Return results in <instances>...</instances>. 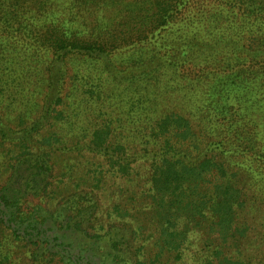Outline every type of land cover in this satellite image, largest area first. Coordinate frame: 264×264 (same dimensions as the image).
Wrapping results in <instances>:
<instances>
[{"label": "trees", "instance_id": "trees-1", "mask_svg": "<svg viewBox=\"0 0 264 264\" xmlns=\"http://www.w3.org/2000/svg\"><path fill=\"white\" fill-rule=\"evenodd\" d=\"M58 1L0 0V34L5 35H0V162L5 160L11 174L10 160L15 161L14 171L28 165L24 175L19 171L8 176L0 191V216L15 228L5 225L14 238L24 241L17 230L36 225L31 221L34 211L23 208L26 191L47 192L56 171L58 188L66 192L61 199L71 196L69 205L53 214L59 229L76 230L91 223L98 230L94 234L98 246L107 243L116 250L125 242L115 240L126 229L119 220L130 217L129 212L112 209L104 214L95 195L107 189L106 179L113 178L108 186L113 188L117 178L132 180L136 167H141L147 174L142 185L148 186L143 194L150 198V207L171 193H188V200L196 197L197 205L186 206H192L190 212L200 227L211 221L210 233L218 234L221 259L217 264H254L255 259L245 255L244 241L259 245L252 253L258 264H264V201L254 199L247 206L240 191L233 200L218 190L227 187L221 181L230 166L240 170L245 163L243 169L264 175V130L245 118L242 105L230 102L246 101L249 93L239 94L247 92L248 77L252 84L264 73L261 53L254 46L257 34L264 33L262 26L251 28L246 23L264 17V0H237L241 4L236 0ZM107 4L119 14L114 21L98 17L96 10ZM74 64L86 74L71 71ZM241 65H247L249 72L246 83ZM75 97L97 115L87 125L75 119L77 113L70 116L62 109ZM113 97L119 98L121 111L122 100L126 104L134 100L135 106L118 118ZM119 122L125 123V132ZM90 123L86 140L63 136L58 126ZM137 129L139 135L130 134ZM133 137L140 138L141 149L133 148L128 140ZM67 152L72 156L67 155L68 163L59 168L54 158ZM87 155L93 164L84 178ZM234 172L232 176L238 178ZM10 177L24 178V191L16 193ZM261 180L264 183V177ZM209 187L210 191L204 189ZM246 209L254 211L253 216L245 218ZM86 212V223H81L85 221L79 216ZM105 218L109 223L99 225ZM4 222L1 217L0 227ZM103 229L106 233L99 235ZM198 230L188 227L184 232L180 259L196 245ZM85 232L82 237L88 235ZM164 242L157 256L171 250ZM205 246L206 242L201 249ZM144 248L142 244L133 253L144 255ZM108 256L119 264H146L140 259L132 263V256L100 253L101 258ZM21 259L16 264H22Z\"/></svg>", "mask_w": 264, "mask_h": 264}, {"label": "rangeland", "instance_id": "rangeland-1", "mask_svg": "<svg viewBox=\"0 0 264 264\" xmlns=\"http://www.w3.org/2000/svg\"><path fill=\"white\" fill-rule=\"evenodd\" d=\"M97 1L104 3L106 0ZM260 1L262 0H253V2ZM60 2L61 0L57 3L60 4ZM237 3L241 4V2L239 1H237ZM234 8L236 11H238V8L236 6ZM113 10L114 6L107 4L106 6L99 7L96 11L98 13V17H111L114 21L119 16V14H114ZM83 13L85 14L84 10ZM95 17L97 18V16ZM108 21L113 22L111 20ZM246 23L249 24L251 28L255 26H262L261 30L264 32V17L260 19H254L251 21V23L247 20ZM196 27L197 26H195V28ZM0 35L5 36L2 34ZM263 36L264 33L257 34V38L255 39L257 40V42L254 46L257 47V49L261 53V65L264 68ZM133 58L134 57L132 56L131 59ZM116 65L118 64L116 63ZM73 67L74 69L71 68V71L73 72H86L83 67L80 68L76 64H74ZM240 68L245 70V74L242 78L243 82L246 83L247 81L245 80V78L249 75V72L246 69L247 65H241ZM249 79L250 78L248 77L249 88L247 89V92L244 91L239 94L242 96V93H249V95L246 97L247 100L245 101V98L239 100L237 98H234L230 102L235 106L242 105V108H245V118L250 121H255L257 126H259L257 127L258 130L259 128L264 130V73L257 75L256 80L252 84H250ZM75 98L76 101L70 99L71 105H67V107L65 108L63 105L62 109L67 115L70 116H75L77 113L75 119L84 120V125H87L88 121L92 120L97 115L96 113H93L91 110H89L86 104H80L78 97ZM118 99V97L112 98L116 109H118ZM128 103L130 104H126L125 102H123V100L119 102V104L123 105L124 107L122 111L118 109V118L122 117L121 114L122 112H125L126 108H133L135 106L134 100H131V102ZM75 107L76 110H74ZM124 124L125 123L122 124L119 122V128L122 129L123 126V131L125 132V130L127 129H124ZM58 126L59 130L64 132L63 136H68L75 140H86V138L89 137L91 123L86 127L79 125L69 126L67 124H58ZM138 132H140V129H137L130 134L134 135L135 133L138 134ZM139 139L140 138L136 137L128 139L129 141H132L130 143L136 150L141 149ZM63 147L64 144L62 148ZM67 155L72 156V154L67 152L66 155L61 153L54 158V160H58L54 162L57 163L59 168L64 167L68 163L69 157ZM87 157L88 163L85 169V172L87 174L85 173L86 175L84 176V178L88 177V171L92 170L91 165L93 164L91 158L88 155ZM63 158H65V161L61 162V159ZM4 161H1L2 164L0 162V191L2 190V187L4 186V183L6 182L8 176L14 175L19 171L24 175V171H26V169L28 168V165L21 167L19 165V171H14L15 161L10 160V165H12L13 168L11 174V171L6 169L8 166L4 163ZM6 163L8 162L6 161ZM242 165V168H240V170L233 169L232 166L227 167V176L222 178L221 182H227L228 185L224 189L220 187L218 190L221 191L223 195L233 200L236 199L234 198L237 195L236 191L238 192V194L240 191L246 196L244 198L246 199L247 206H249L254 199H256L257 201L260 199L263 202L264 193L257 191V189H261L262 191H264V183L261 180L263 179L264 175H259L257 169L255 173L250 172L248 169H243L247 164L242 163ZM95 169L98 170V166H96ZM234 171L238 173V178L236 176H232V174L235 173ZM56 173L57 172L55 171L51 174L50 180L53 182V185L49 187L47 192L41 193L40 190L26 191L28 196L26 198V201L24 202L25 204H23V208H26L28 206L27 208L34 211L33 216L35 218L31 219V221L36 223V225L34 227L35 229L32 228L27 230H17V232H19L20 235L25 238L23 239L24 241H20L19 239L14 238V234H12L11 231H9L7 228L8 225H11V223L5 220V216H0V218L2 217L6 222H4L5 224L3 223L4 228L0 227V264H16L17 259H21L22 257L24 258L22 264H50L52 261H57L58 263L56 264H66L68 262H72L73 264H119L117 262V259L112 260L111 256H108V258H101L100 253L111 251L113 253L123 254L126 257H130L134 254V249L136 247H140L142 244L145 245V254L141 256H136L134 254L132 258L135 259L132 263H136L138 259H140L145 261L146 264H217L219 258L221 259V254L219 251V249H221V245H219L218 240H216L218 234L210 233L209 231L208 226L211 225V221L203 224L205 229L203 227H200L199 222H196L193 213L190 212L192 206H186L189 202L193 203V206L197 205L198 202L194 199L196 197H193L191 195V200H188V193H186V196H179L178 193H171L170 195L164 196L163 201L159 200L158 203L153 205L154 207H150L149 205H147V203L150 201V198L146 197V195L143 194V192L147 193L146 189L148 188V186L142 185L144 175L147 176V174L145 169L141 167H136L135 175L132 180H118L117 178L116 186H112L113 188L108 187L109 185H112L110 183L113 182V178L108 180L106 179L105 185H108L106 186L107 189H100L99 192L95 195L96 204H98L102 208L104 214L105 211L110 212L112 209L114 211H118L119 209H127L129 212L130 217L119 220L120 223L126 225V229L124 232V236L120 239L115 238V240L125 242L123 244H118L116 246V250H114L113 247L109 248L107 243L106 245L100 247L98 246L100 244L96 242V237H94V234H96L95 232H97L98 230L95 228H91L93 227L91 223H86L88 211L83 215L81 213L79 216L80 221H85L81 223H86V225H83L81 228L77 227L78 229L76 230H60L57 216L53 214L58 207L60 208L69 205V199L71 196H69L65 200L61 199L66 195V192H60V189L58 188L59 184L57 183L59 177L56 176ZM113 177H117V175ZM10 179L11 185L16 190V193L19 189L24 191L26 187L24 178L19 179L18 181L11 177ZM41 186L42 185L39 184L38 187L40 188ZM81 186V184L78 185V187ZM206 187H208V185H206ZM95 189L98 188H94V190ZM204 189L210 191V187ZM34 191H38V193L35 194ZM81 191L82 189L79 190L80 194ZM68 192L73 193L71 190H68ZM175 199H177V201H175ZM0 209H3L2 205L0 206ZM254 213V211H249L246 209L247 215L244 214V216L245 218L246 216L250 217L253 216ZM261 219L264 223V218ZM161 220L163 221L162 223L164 224V228H161ZM103 221V223L99 222L98 224L107 225L109 223V219L107 218H105V220ZM111 221H113V219ZM119 222H115V225L119 224ZM256 222L258 221H254L253 224H256ZM23 224L25 223H22L21 225ZM165 226H167V230ZM10 227L12 229H15L12 225ZM188 227H197L200 230H198L199 232L197 231V233H195L198 234L196 245L194 247L186 249L185 252L181 254L180 259L179 255L177 254L179 252L181 239ZM84 231H86L85 233L88 235L82 237L84 235ZM106 231L107 230L104 229L99 230L98 234L104 236ZM143 238H145L147 242H144ZM164 240L167 241V245L169 248H171V250L160 255L162 257L161 259H158L157 262V258L160 257L157 256L160 246L165 244ZM203 241L206 242L204 250L201 249L202 245L204 244ZM187 243H189L188 240H186V244ZM193 243L195 244V241ZM255 248H259V245L257 243H254V241L249 242V244L247 243V241H244L245 255H247L251 259H255L256 262L254 264H258L257 262L260 261L259 258H255L252 253L256 251L254 250ZM233 250L234 249H232V251ZM241 257L246 259V256Z\"/></svg>", "mask_w": 264, "mask_h": 264}]
</instances>
